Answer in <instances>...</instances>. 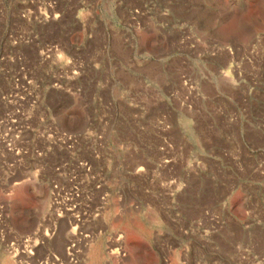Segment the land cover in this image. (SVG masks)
I'll return each mask as SVG.
<instances>
[{"label": "rangeland", "instance_id": "obj_1", "mask_svg": "<svg viewBox=\"0 0 264 264\" xmlns=\"http://www.w3.org/2000/svg\"><path fill=\"white\" fill-rule=\"evenodd\" d=\"M28 1L0 0V168L29 100L83 152L0 179V264H264V0Z\"/></svg>", "mask_w": 264, "mask_h": 264}, {"label": "bare ground", "instance_id": "obj_2", "mask_svg": "<svg viewBox=\"0 0 264 264\" xmlns=\"http://www.w3.org/2000/svg\"><path fill=\"white\" fill-rule=\"evenodd\" d=\"M44 3V2H43ZM43 3H40V1L39 0H30V1H28V3H27V8H26V10H25V13H24V16L23 17H27L30 21H31V19H35V21H39V23H43V22H46V21H48L49 19H58V18H60V16H61V13L59 12V11H56V9H55V6H53L54 4H52V2H51V4H48V6L46 5V4H43ZM32 40V39H31ZM49 49V48H48ZM42 56H43V58H45L46 57V54H45V52L44 53H42ZM75 70V69H74ZM76 70H79L78 68H76ZM79 71H77V72H75V74H80V73H78ZM28 83L29 84H32L33 83V81H32V79H30V80H28ZM58 83V82H57ZM55 85H57V84H55ZM34 88H35V86H34ZM59 88H62V86L61 87H59ZM68 88V86H66L65 87V89H67ZM64 89V90H65ZM39 100V99H38ZM38 100H34V101H30L29 100V103L27 102V101H25L24 102V104L27 102V104H28V107H27V112H25L26 114H25V126L23 125V123L21 122V124L24 126L23 127V130L21 131V132H19L17 135H16V139H17V143H15V140L13 141L14 142V145H12V144H8V148H7V151H5V152H8V154H10V156L11 155H13L14 157H15V162H14V164H12V165H9V163L7 164V160L5 159L6 157H4L3 155V158L7 161V162H5V160L3 159V161H4V163H2L3 164V166H2V168H0V179L2 180H4V181H10L11 179H13L14 177H16L17 175H16V173H17V170H21L22 171V169L25 171V169L26 170H30V169H32V167L30 168V165H34L35 166V168H36V173H37V177L38 176H42V174L41 175H39L41 172H44V170H45V167H46V159H47V157H48V155H52L51 153H52V151H56V150H52V149H54L55 147H58V148H61L63 151H64V153H69L70 155H72V157H74V156H76L77 154H81V152H83V150L81 151L78 147L76 148V146H79L78 144V136L76 135V134H74V133H71L70 131H65V130H61L60 128L61 127H59L58 126V118L57 117H54V116H56V115H51V110L50 109H48L47 107H46V105H45V101H38ZM20 103V102H19ZM23 103H21V105H22ZM17 105V104H16ZM16 105H15V107H16ZM19 105V104H18ZM18 105H17V107H18ZM26 106V105H25ZM24 106V107H25ZM23 108V106L21 107V109ZM25 109V108H24ZM15 110V109H14ZM16 111H18V110H16ZM15 111V112H16ZM19 111H21L20 109H19ZM18 111V112H19ZM22 112V111H21ZM20 112V113H21ZM22 113H24V111L22 112ZM48 113H50V116L48 117L47 116V114ZM14 114V113H13ZM53 114V113H52ZM10 115V114H9ZM19 115V114H18ZM17 115V116H18ZM11 116H13V115H11ZM7 117H9V116H7ZM7 117L5 118V119H7ZM23 117V118H24ZM10 118V117H9ZM13 118V117H12ZM11 118V119H12ZM1 119V118H0ZM3 119L4 118H2V121H3ZM20 119V118H19ZM8 121H10L9 119H8ZM8 121H6V122H8ZM16 119H14L13 118V120H11L10 121V123H12L13 124V126H14V124H18L19 126H20V124H19V122L18 123H16ZM1 123V125H3L4 123H5V121H3V124H2V122H0ZM5 125V124H4ZM6 125H8V123L6 124ZM5 125V127H7ZM10 125V124H9ZM18 125H17V127H15V128H17L18 130H19V128H18ZM21 125V126H22ZM13 126L11 127V128H13ZM61 126V125H60ZM2 128L3 129V132H4V129L6 130V129H8V128ZM0 128V129H1ZM10 129V128H9ZM16 129V130H17ZM63 129V128H62ZM65 129V128H64ZM88 129H90V128H88ZM13 130H14V128H13ZM15 130V131H16ZM93 129H91V131H92ZM7 131V130H6ZM90 131V130H89ZM14 133V131H8V132H6L7 134L8 133ZM5 133V132H4ZM80 133H82V132H79V134ZM94 133V132H93ZM3 134V133H2ZM1 134V135H2ZM6 134V135H7ZM88 134V133H87ZM82 135V134H81ZM80 135V137L82 138V136ZM4 136H5V134H4ZM84 136V135H83ZM85 136H86V134H85ZM88 136L90 137V135L88 134ZM10 137V136H9ZM56 137H58V138H61V139H59V140H56L57 138ZM7 138V137H6ZM86 138V137H85ZM9 139V138H8ZM20 140H22V142H20L21 144H23V145H25V147H22L21 149L19 148V147H17L15 144H19V141ZM24 140H27V141H24ZM38 140H48V141H50V142H48V141H46V142H48V143H50L49 144V147L48 148H44V149H42V148H39L38 147V145H37V141ZM81 140V139H80ZM9 141V140H8ZM52 141V142H51ZM42 142V141H41ZM44 142V141H43ZM40 144V143H39ZM44 144V143H43ZM41 145V144H40ZM39 145V146H40ZM47 145V144H46ZM2 146V145H1ZM0 146V147H1ZM42 146V145H41ZM83 146V145H82ZM83 147H85V145L83 146ZM82 147V148H83ZM58 148H55V149H57L58 150ZM1 149V148H0ZM6 149V148H5ZM85 149V148H84ZM1 151V150H0ZM3 151V150H2ZM3 153V152H2ZM94 153V152H93ZM96 153V152H95ZM4 154V153H3ZM91 155H92V152H91ZM95 155V154H94ZM96 155H97V153H96ZM8 156V155H7ZM10 156H8V157H10ZM78 156V155H77ZM8 157H7V159H8ZM13 157V158H14ZM71 157V156H70ZM94 157V156H93ZM75 158V157H74ZM97 158V157H96ZM72 159V158H71ZM70 159V160H71ZM76 159V158H75ZM98 159H99V157H98ZM1 160H2V157H1ZM14 160V159H13ZM74 159H72V161H73ZM9 161H11V159L9 160ZM82 160H80V162H81ZM67 162V161H66ZM83 162V161H82ZM62 163H65V161L64 162H62ZM62 163H60L61 165H62ZM59 164V165H60ZM66 164V163H65ZM64 164V165H65ZM73 164V163H72ZM1 165V164H0ZM68 165H70V164H68ZM67 165V166H68ZM74 165H75V163H74ZM76 165H77V163H76ZM91 165V164H90ZM90 165H88V163H81V166L80 167H85L86 169H88V171L90 172V170H91V166ZM26 166H27V168H26ZM29 166V167H28ZM56 166H58V165H56ZM56 166H55V168H56ZM7 167V168H6ZM80 167H79V169H80ZM84 167H83V170H84ZM92 167H94V166H92ZM30 168V169H29ZM55 168H54V170H55ZM61 168V167H60ZM64 168H66V167H64ZM68 168H69V166H68ZM67 168V169H68ZM76 168V167H75ZM59 169V168H58ZM78 169V168H77ZM78 169V170H79ZM94 169H96V167L94 168ZM64 170V169H63ZM62 170V171H63ZM80 170H82V169H80ZM82 170V171H83ZM20 171V172H21ZM58 171V170H57ZM56 171V172H57ZM66 171V170H65ZM85 171V170H84ZM87 171V170H86ZM87 171V172H88ZM30 172V171H29ZM55 172V173H56ZM84 173V172H83ZM92 173H94V172H92ZM97 173H99V172H97ZM44 174V173H43ZM57 174V173H56ZM56 174H54V175H56ZM64 174V173H63ZM87 174V173H86ZM90 174H91V172H90ZM101 174V173H100ZM88 175V174H87ZM92 175V174H91ZM33 176V175H32ZM46 176H48V175H46ZM46 176H45V180H46ZM60 176V175H59ZM75 176V175H74ZM88 176H90V175H88ZM95 176H96V174H95ZM37 177H36V179H37ZM56 177V176H55ZM61 177V176H60ZM65 176H63V178H64ZM66 177H68L67 175H66ZM73 177V176H72ZM72 177H70V178H72ZM86 177V176H85ZM97 177V176H96ZM31 178V177H30ZM38 178H41V177H38ZM49 178V177H48ZM53 178H54V176H53ZM59 178V177H58ZM69 178V177H68ZM69 178V179H70ZM75 178V177H74ZM89 178V177H88ZM15 180H16V178H14ZM13 179V180H14ZM24 179V178H23ZM29 179V178H28ZM35 179V178H34ZM35 179V180H36ZM44 178L42 177V180H41V182L42 181H44L43 180ZM67 179V178H66ZM77 179V178H76ZM75 179V180H76ZM87 179V178H86ZM90 179V178H89ZM94 179L95 178H93L92 180L94 181ZM100 179V178H99ZM20 180V179H19ZM25 180V179H24ZM33 180V179H32ZM49 180H51V179H49ZM48 180V182H50ZM55 180H56V178H55ZM54 180V181H55ZM72 180V179H71ZM8 181V182H9ZM12 181V180H11ZM10 181V182H11ZM52 181V180H51ZM52 182V183H50V186L53 188L52 189V191L55 189L56 190V192H57V194H58V189H59V186L57 185V183H56V181L55 182ZM62 181H63V179H62ZM9 182V183H10ZM14 182V181H13ZM19 182V181H18ZM13 183L14 185L15 184H19V183ZM27 182V181H26ZM31 182V181H30ZM36 182V181H35ZM37 182H40V181H38L37 180ZM48 182H46V183H48ZM2 183V182H1ZM8 183V184H9ZM23 183V182H22ZM22 183H20V184H22ZM43 183V182H42ZM61 183V182H60ZM3 184H5V183H3ZM8 184H5V185H8ZM19 184V185H20ZM96 184V183H95ZM94 183H93V185H95ZM11 185V184H10ZM47 185V184H46ZM62 185H63V183H62ZM49 186V187H50ZM63 187V186H62ZM55 190H54V193H56L55 192ZM65 190V189H64ZM60 194H61V188H60ZM65 193H67V192H65ZM63 194V193H62ZM75 194V193H74ZM73 194V195H74ZM51 195V194H50ZM53 195V200L52 199H50V200H52L53 201V204L55 205V207H56V209H57V206H61L62 205V203H64L65 204V210L64 209H62V210H64V211H61V207H60V209H57V211H55L56 212V215H57V218H63V217H65V216H67V215H72L73 217H74V214H72V213H74L75 212V209H77L79 206L77 205V203L76 202H73L74 200H71L70 199V196L72 195V194H69L68 195V197L69 198H64L63 196V198H62V201L60 202V195H55V194H52ZM67 195V194H66ZM76 196V195H75ZM74 197V196H73ZM77 197V196H76ZM75 197V198H76ZM50 198V197H49ZM51 198H52V196H51ZM74 198V199H75ZM77 200V199H76ZM76 203V204H75ZM50 204H52L51 203V201H50ZM82 205V204H81ZM54 207V206H53ZM54 207V208H55ZM55 209V210H56ZM53 210V209H52ZM54 212V213H55ZM54 213H52V214H54ZM55 216V215H54ZM56 218V217H55ZM54 224V223H53ZM56 229H57V226H56V224L55 225H53V228H51L50 230H48L47 232H46V238L47 239H51V238H53L54 236H55V234H56ZM31 240L29 239V237H24V238H22V239H20V241H18V243H15V242H13V243H11V248L15 251V252H18L17 254L18 255H23V257H26L27 259H32V256L34 255V251L36 250V248H37V246L39 245V241H36V243L34 244V245H31V242H30ZM44 244V243H43ZM69 255H71L70 253H69ZM69 264H75V263H73V260H72V258H70V262H69Z\"/></svg>", "mask_w": 264, "mask_h": 264}]
</instances>
